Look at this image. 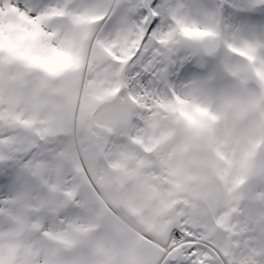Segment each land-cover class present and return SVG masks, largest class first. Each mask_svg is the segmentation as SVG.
<instances>
[{
  "label": "snow or ice",
  "instance_id": "1",
  "mask_svg": "<svg viewBox=\"0 0 264 264\" xmlns=\"http://www.w3.org/2000/svg\"><path fill=\"white\" fill-rule=\"evenodd\" d=\"M0 264H264V0H0Z\"/></svg>",
  "mask_w": 264,
  "mask_h": 264
}]
</instances>
